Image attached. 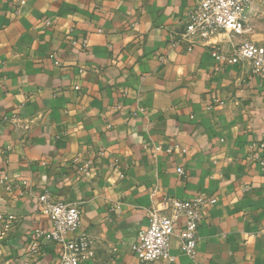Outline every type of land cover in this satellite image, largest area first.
<instances>
[{"label": "crops", "instance_id": "crops-1", "mask_svg": "<svg viewBox=\"0 0 264 264\" xmlns=\"http://www.w3.org/2000/svg\"><path fill=\"white\" fill-rule=\"evenodd\" d=\"M195 2L0 0V264L58 261L36 238L51 230L43 190L80 205L82 264H141L146 210L196 196L216 203L194 258L177 222L172 260L148 264H264V82L212 58L264 44V6L240 36L172 45Z\"/></svg>", "mask_w": 264, "mask_h": 264}, {"label": "built area", "instance_id": "built-area-1", "mask_svg": "<svg viewBox=\"0 0 264 264\" xmlns=\"http://www.w3.org/2000/svg\"><path fill=\"white\" fill-rule=\"evenodd\" d=\"M195 6L187 14L183 29L178 34L169 36V42L188 43L194 45L203 42L210 45L211 40L220 33L235 36L242 35L253 12V0H195ZM48 25V24H46ZM100 32V30H98ZM76 43L73 42V45ZM87 40L81 47L85 48ZM212 58L218 64L247 65L249 77H258L264 82V44L242 41L232 53L224 54L218 49L212 52ZM176 149H181L178 145ZM264 148V144L260 145ZM156 148L155 151H158ZM185 153L184 149H181ZM259 164L264 167V157ZM181 174V168L177 169ZM40 212L51 222L48 233H36V238L54 243L61 248L59 259L55 264H82L94 258V243L87 234L76 235L80 227L81 210L79 204H72L51 198L48 190H43L38 196ZM214 198L196 196L188 200L175 197L163 199L158 205L146 210V227L138 233V242L132 246V251L141 264L156 261H171L169 254L170 241L174 236V225L181 222L178 232L180 249L189 258L195 256L198 242V226L206 210L214 206ZM38 244L33 243L30 252L35 253Z\"/></svg>", "mask_w": 264, "mask_h": 264}, {"label": "rangeland", "instance_id": "rangeland-1", "mask_svg": "<svg viewBox=\"0 0 264 264\" xmlns=\"http://www.w3.org/2000/svg\"><path fill=\"white\" fill-rule=\"evenodd\" d=\"M255 5H257V7L259 8V6H264V0H253L252 1V7H253V10L255 12ZM263 11V10H261ZM261 11L259 12L258 10H256V14L259 12L261 13ZM264 12V11H263ZM263 12H262V19L260 20L261 23L264 22V18H263ZM258 15V14H257ZM252 16V15H251ZM260 22H257V23H260ZM250 28H252V26H250ZM254 29H251V33H254Z\"/></svg>", "mask_w": 264, "mask_h": 264}]
</instances>
